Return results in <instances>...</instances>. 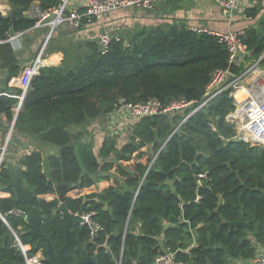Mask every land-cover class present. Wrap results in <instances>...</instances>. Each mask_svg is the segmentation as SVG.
Wrapping results in <instances>:
<instances>
[{
    "label": "trees",
    "instance_id": "trees-1",
    "mask_svg": "<svg viewBox=\"0 0 264 264\" xmlns=\"http://www.w3.org/2000/svg\"><path fill=\"white\" fill-rule=\"evenodd\" d=\"M7 1L11 13L0 15V38L32 30L36 21L26 13L36 0ZM59 4L40 0L38 7L46 11ZM260 11L248 9L245 16L255 18ZM111 37L105 51L95 41H86L73 54L64 52L60 66L40 68L30 79L13 127V136L58 149L46 158L32 150L16 161L15 169L17 185L38 199L40 229L50 241L55 263L65 234L55 185L73 183L76 187L65 196L67 210L91 213L102 230L90 241L86 226L73 225L72 237L80 246L67 247L64 264L87 257L94 258L89 264H116L119 259L122 264H153L160 248L176 251L180 264H242L252 259L256 246L264 245V150L230 140V90L212 99L172 136L181 118L165 115L131 123L127 142L119 148L114 138L105 137L95 148L70 132L107 117L119 100L138 104L155 99L162 106L178 99L199 102L215 71L229 69L238 76L242 67L228 65L226 47L216 37L183 25ZM240 41L252 59L264 54V15L257 27L244 30ZM0 65L3 90H13L10 96H0V116L11 123L29 70L17 63L8 45L0 46ZM149 146L158 153L151 166ZM166 180L174 182V192ZM8 182L4 164L0 264H24L12 232L31 247L28 255L41 251L45 258L47 244L29 236L27 224L17 216L28 214L32 205L16 198L12 188H6ZM241 219L247 229L229 226ZM206 248H211L208 257Z\"/></svg>",
    "mask_w": 264,
    "mask_h": 264
},
{
    "label": "built area",
    "instance_id": "built-area-1",
    "mask_svg": "<svg viewBox=\"0 0 264 264\" xmlns=\"http://www.w3.org/2000/svg\"><path fill=\"white\" fill-rule=\"evenodd\" d=\"M69 1L70 0H60V4L57 7L46 11L41 10L39 7L32 8L30 18L36 21L34 28H49V32L45 42L42 44L40 52H38L30 64L22 93L17 97L18 105L14 109V115L22 105L23 98L28 91L30 79L38 75L40 68H42V59L45 57L44 51L47 42L53 31L59 25L65 23L77 28L79 27V23L84 19L87 23L93 21L100 22L105 15L113 11L129 9L148 10L154 4L165 0H88L83 12H80L78 8H69ZM218 2L223 16L229 21L232 12L240 0ZM189 29L196 33H203L216 37L218 42L226 47L228 52V65L230 67L245 65L248 57H250L246 47L240 41V38L244 35V30L224 33L199 26H191ZM22 35L23 32H7L3 38H0V46L14 42ZM111 40L112 37L108 31H101L97 35L95 42L101 51H105L109 47ZM263 60L264 54L257 59L256 63L242 70L238 76L232 75L229 69L225 71H215L202 100L199 102H187L183 99H178L172 101L167 106H162L160 102L155 99H150L145 103L138 104H128L123 100H119L115 110L107 116V119L110 122L109 124L112 125L111 123L117 122L122 116H125L126 121L123 122V124L127 126L128 123L134 122L141 117L162 115L180 117L181 120L172 132V136L181 125L194 114L204 109L212 99L224 91L230 90L229 98L232 100L234 107L233 111L226 117V122L231 126L233 131V136L230 140L232 142L249 143L251 147L264 150V68L260 69L259 67V65L263 63ZM2 83V77H0V96H10L8 92L3 90ZM209 127L215 130L212 124H210ZM12 132L13 126L11 123L5 135L4 142L0 146V170L5 160L9 157L8 142L12 139ZM194 201H198L197 196H195ZM80 216L84 220V226L87 227L89 239L92 241L96 233L102 229L98 224L92 221L91 213H81ZM12 234L15 246L24 258V264H44V257L41 251L36 252L34 255H28L31 251V247L29 245H23L16 234L13 232ZM176 253V251H171L168 248H160L153 264H180L176 262ZM116 264H122L121 259H119ZM242 264H264V245L256 246L255 256L248 261H242Z\"/></svg>",
    "mask_w": 264,
    "mask_h": 264
},
{
    "label": "crops",
    "instance_id": "crops-1",
    "mask_svg": "<svg viewBox=\"0 0 264 264\" xmlns=\"http://www.w3.org/2000/svg\"><path fill=\"white\" fill-rule=\"evenodd\" d=\"M36 0L26 15L31 16L32 8L39 6ZM88 0H70L69 8L74 7L84 9ZM260 8V13L255 18H248L245 12L248 9ZM11 13V7L7 0H0V15L4 18ZM264 15V0H240L232 12L228 21L222 14L217 0H167L154 4L148 10L129 9L116 10L105 15L100 22H85L79 27H71L68 24L62 25L59 31H55L53 38L47 43L49 52L42 59V67H58L61 65L64 52L73 54L76 49L83 48L86 41H95L100 30L108 31L110 35L128 31L132 33L140 29L153 28L160 25H183L185 27L199 26L212 31L229 32L246 30L258 26L259 19ZM47 30L45 27L23 32V35L16 41L5 44L10 46L15 55V59L22 68L29 70L30 64L37 54L40 46L45 40ZM0 69L1 65H0ZM10 123L4 116H0V146L5 139ZM97 121H94L85 128H71L72 134H80L83 141L91 143L95 148H99L104 137L97 130ZM82 129V131H80ZM85 132V133H84ZM90 136L84 139L85 134ZM92 134H91V133ZM94 135V136H92ZM16 137V136H13ZM12 137V138H13ZM18 138L27 139L25 147L10 146L9 157L13 156L16 161L32 150H39L43 158L53 155L54 151L44 144L32 143L30 138L20 136ZM121 147L127 142L125 136H120ZM116 143H117V139ZM30 143V144H29ZM123 143V144H122ZM29 144V145H28ZM33 148H32V146ZM118 147V148H119ZM97 188V186H96ZM99 191V190H98Z\"/></svg>",
    "mask_w": 264,
    "mask_h": 264
},
{
    "label": "water",
    "instance_id": "water-1",
    "mask_svg": "<svg viewBox=\"0 0 264 264\" xmlns=\"http://www.w3.org/2000/svg\"><path fill=\"white\" fill-rule=\"evenodd\" d=\"M12 20H14L13 16H12ZM69 62L72 63L71 60ZM8 94H10V95L13 94V90H8ZM19 110H18V112H19ZM18 112L14 115L13 120L11 122L13 127H14ZM149 150H150V155L153 156L152 162L149 165V166H151L152 163L154 162V160L156 159V156L158 153L156 155H154V153L152 151V146H149ZM4 164H5V168L8 172V175H9V182L6 185V188H12L13 193H14L16 198H23L32 205L31 211L28 214L18 213L17 214L18 218L27 224V226L29 228L27 233L29 236H31L32 238L38 239L39 242H45L47 244V249H46L47 256L44 258V263L56 264L55 260H54V255H53L52 246L50 244V241L46 237V235H44L41 232V229H40L42 217H41V211L39 210L38 199L33 195V193L31 191L26 190V189L17 185L16 173H15L16 159L7 158L5 160ZM164 184L169 187L171 192H174V186H173L174 182L172 180H166L164 182ZM75 187H76L75 183L55 185V191L57 193V196H58V199L60 202L58 209H59V212L63 216L64 225H65L64 243H63V246H62L60 253H59V264H64L63 263L64 253H65V251L69 245L74 244L77 247L80 246V244L77 241H75L72 237L71 227L73 225L84 226V220L80 216L81 213L76 214V215L70 213L67 210L66 204H65L66 194L69 191H71L72 189H74ZM194 199H195V197H194ZM229 226L230 227L240 226V227H243L245 229L248 228V225L245 222H243L242 219L239 220L238 222L230 223ZM210 250H211V248L203 249V252L207 257H208ZM93 262H94V258H88L87 257L81 261L76 262L75 264H89V263H93Z\"/></svg>",
    "mask_w": 264,
    "mask_h": 264
},
{
    "label": "rangeland",
    "instance_id": "rangeland-1",
    "mask_svg": "<svg viewBox=\"0 0 264 264\" xmlns=\"http://www.w3.org/2000/svg\"><path fill=\"white\" fill-rule=\"evenodd\" d=\"M83 21H81L80 23H79V26L80 25H82L83 23H82ZM65 24V23H64ZM64 24H61V25H59L54 31H53V33H52V35H51V37H50V39L51 38H53V35H54V33H56L57 31H59L60 29V27H62V25H64ZM67 25V24H66ZM70 26V25H69ZM72 27V26H71ZM46 30H47V34H48V32H49V28H46ZM57 30V31H56ZM56 31V32H55ZM101 31H104L103 29H101L100 30V32ZM99 32V33H100ZM47 34H46V37H47ZM46 37H45V40H46ZM49 39V40H50ZM45 40H44V42H45ZM48 40V41H49ZM48 43V42H47ZM43 44V43H42ZM41 47H42V45L40 46V48H39V50H38V52H40V49H41ZM46 47H47V45H46ZM47 49V48H46ZM38 52H37V54H38ZM36 54V55H37ZM35 55V56H36ZM257 62V60H255V59H251L250 57H248V59H247V62H246V64L245 65H241V67H242V70H244V69H247L250 65H252V64H254V63H256ZM259 67H260V69H263L264 68V62L263 63H261L260 65H259ZM126 121V117L125 116H122L121 118H120V120H118L117 122H119V123H117V122H113V123H111L112 125H110L109 123V120L107 119V117H102V118H100L99 120H97V130L99 131L98 132V135L99 134H101L104 138L105 137H109V138H114V139H117V145H118V147L121 145V143L119 142V141H121V139H120V136H125L126 138H127V135H128V131H127V128L131 125V123H133V122H131V123H128L127 124V126H125L124 124H123V122H125ZM11 124V123H10ZM10 126V125H9ZM85 128V127H84ZM80 131H82V129H80ZM6 133H7V131H6ZM5 133V134H6ZM85 133V132H84ZM91 133V132H90ZM92 134V133H91ZM88 136H90V134L89 133H87L86 132V134H85V137H84V139H86V138H88ZM92 136H94V135H92ZM12 137H13V132H12ZM30 141H32V143H35L36 141H35V139L34 138H30ZM27 142H28V140L27 139H23V138H18V137H13L12 139H10V141L8 142V151H9V145L10 146H18V147H25L26 145H27ZM30 144V143H29ZM28 144V145H29ZM123 144V143H122ZM45 145V144H44ZM32 146V145H31ZM46 146H48L50 149H52L53 151H54V153H53V155H56L57 154V151H58V149L57 148H55L54 146H50V145H46ZM32 148H33V146H32ZM150 153V152H149ZM111 177H114V176H112L111 175Z\"/></svg>",
    "mask_w": 264,
    "mask_h": 264
}]
</instances>
